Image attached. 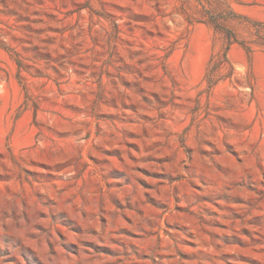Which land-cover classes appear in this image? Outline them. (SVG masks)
<instances>
[{
	"label": "rangeland",
	"instance_id": "rangeland-1",
	"mask_svg": "<svg viewBox=\"0 0 264 264\" xmlns=\"http://www.w3.org/2000/svg\"><path fill=\"white\" fill-rule=\"evenodd\" d=\"M0 264H264V0H0Z\"/></svg>",
	"mask_w": 264,
	"mask_h": 264
},
{
	"label": "trees",
	"instance_id": "trees-1",
	"mask_svg": "<svg viewBox=\"0 0 264 264\" xmlns=\"http://www.w3.org/2000/svg\"><path fill=\"white\" fill-rule=\"evenodd\" d=\"M211 23H212L216 28L219 27L218 24H217V22H215V21H211ZM228 39H229L230 42H231L232 40H235L234 37L232 36V34H231L230 32L228 33Z\"/></svg>",
	"mask_w": 264,
	"mask_h": 264
}]
</instances>
